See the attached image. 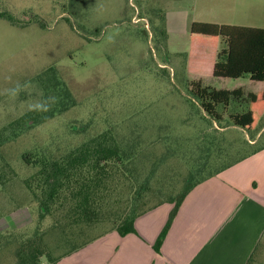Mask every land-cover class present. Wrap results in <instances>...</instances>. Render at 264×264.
I'll return each instance as SVG.
<instances>
[{
	"label": "rangeland",
	"instance_id": "obj_1",
	"mask_svg": "<svg viewBox=\"0 0 264 264\" xmlns=\"http://www.w3.org/2000/svg\"><path fill=\"white\" fill-rule=\"evenodd\" d=\"M0 12L17 20L0 18V129L20 122L15 125L19 137L0 153L1 163L6 160L16 172L0 186V235L25 238L36 230L37 204L23 181L37 168L24 161L27 154L57 157L106 130L125 141L155 144L158 153L171 135L187 161L195 153L218 165L264 145V118L253 133L231 126L227 115L213 126L189 92L198 81L216 90L242 88L246 94L259 93L261 84L248 76L235 80L187 70L192 21L264 28V0H0ZM163 13L165 42L155 30L162 27ZM50 66L77 103L41 122L30 117L33 111L42 113L37 107L42 93L33 79ZM205 135L217 147L202 153L198 147ZM6 172L10 177L8 168L0 167L1 174ZM8 245L0 264L16 261V245ZM254 264H264V238Z\"/></svg>",
	"mask_w": 264,
	"mask_h": 264
},
{
	"label": "trees",
	"instance_id": "obj_2",
	"mask_svg": "<svg viewBox=\"0 0 264 264\" xmlns=\"http://www.w3.org/2000/svg\"><path fill=\"white\" fill-rule=\"evenodd\" d=\"M0 18L17 23L8 12H0ZM161 18L162 27L155 29L159 32L155 37L165 42L164 13ZM189 34V74L207 72L213 77L235 80L248 76L251 82L261 84L259 93L246 94L242 88L216 90L203 86L201 81L192 82L191 102L213 126L221 124L227 115L231 126L255 132L264 117V28L192 21ZM33 81L46 106L42 116L38 110L30 113L33 120L39 116L41 122H46L76 106L72 91L54 66L43 70ZM19 123L0 129V153L4 145L19 137L15 131ZM170 136L164 141V151L159 153L155 144L143 146L138 140L125 141L113 130H106L57 157L25 155L24 161L37 168L23 185L37 204L38 224L29 237L0 235V255L5 246L15 244L14 264H57L110 232L121 236L137 233L135 223L139 217L163 204H172L154 245L160 253L188 194L264 148L262 145L246 156L218 165L209 155L202 158L195 153L187 161L180 141ZM215 146L214 138L205 135L198 150L209 152ZM218 151L221 155L223 148ZM181 166H185L182 177ZM0 167L8 168L10 175L0 173L2 186L15 178L16 172L6 160ZM46 221H50L48 225ZM101 229L105 230L97 234ZM258 249L247 264H254Z\"/></svg>",
	"mask_w": 264,
	"mask_h": 264
},
{
	"label": "crops",
	"instance_id": "obj_3",
	"mask_svg": "<svg viewBox=\"0 0 264 264\" xmlns=\"http://www.w3.org/2000/svg\"><path fill=\"white\" fill-rule=\"evenodd\" d=\"M172 208L163 204L136 220L137 233L110 232L57 264H247L264 238V148L195 187L158 253Z\"/></svg>",
	"mask_w": 264,
	"mask_h": 264
},
{
	"label": "clouds",
	"instance_id": "obj_4",
	"mask_svg": "<svg viewBox=\"0 0 264 264\" xmlns=\"http://www.w3.org/2000/svg\"><path fill=\"white\" fill-rule=\"evenodd\" d=\"M13 92H15V90H13ZM38 108H45V105H37Z\"/></svg>",
	"mask_w": 264,
	"mask_h": 264
}]
</instances>
